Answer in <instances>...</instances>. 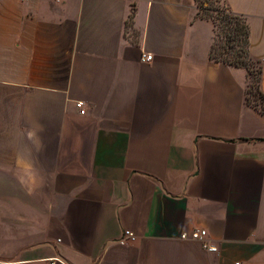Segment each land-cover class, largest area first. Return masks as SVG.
I'll list each match as a JSON object with an SVG mask.
<instances>
[{"label": "crops", "instance_id": "crops-1", "mask_svg": "<svg viewBox=\"0 0 264 264\" xmlns=\"http://www.w3.org/2000/svg\"><path fill=\"white\" fill-rule=\"evenodd\" d=\"M222 2L246 17L264 95V0ZM198 11L0 0V264H264V112L247 70L211 58ZM194 229L207 236L180 238Z\"/></svg>", "mask_w": 264, "mask_h": 264}, {"label": "trees", "instance_id": "trees-1", "mask_svg": "<svg viewBox=\"0 0 264 264\" xmlns=\"http://www.w3.org/2000/svg\"><path fill=\"white\" fill-rule=\"evenodd\" d=\"M225 10L220 12V16L216 19L221 20V24H215L223 30V36H225V44L221 47V50H217L218 43L217 38H214L213 45L210 49V56L216 61H221L234 66L244 67L247 70L248 76L252 77L253 71L249 66L253 63L257 64L256 75L253 76L256 81V90L259 97L264 100V95L259 90V80H260V65L259 62L253 59L249 53V27L246 21V17L241 14L231 12L225 5ZM200 10V9H199ZM199 13V11H198ZM205 17V16H202ZM207 18L211 17L206 16ZM213 18V23H214ZM214 24V25H215ZM217 36L219 32L217 31ZM220 47V46H219ZM251 87L249 80V88ZM249 88L247 89V95L249 93ZM247 102L252 106L258 108L260 111L264 112L256 104Z\"/></svg>", "mask_w": 264, "mask_h": 264}, {"label": "rangeland", "instance_id": "rangeland-1", "mask_svg": "<svg viewBox=\"0 0 264 264\" xmlns=\"http://www.w3.org/2000/svg\"><path fill=\"white\" fill-rule=\"evenodd\" d=\"M197 6L200 9L199 15L201 16H209L215 19L214 24H221L220 19H216L217 16L219 17L222 10H225L224 4L222 0H196ZM215 24V38H217L218 48L217 50H221V47L225 44V36H223V30ZM217 31L219 35L217 36ZM220 46V47H219ZM249 68L253 71L252 77L249 76L251 87L249 88V93L247 98L249 102L256 104L259 108L264 111V100H262L259 95L257 94L256 90V81L254 80L253 76L256 75L257 64L253 63L249 66Z\"/></svg>", "mask_w": 264, "mask_h": 264}, {"label": "clouds", "instance_id": "clouds-1", "mask_svg": "<svg viewBox=\"0 0 264 264\" xmlns=\"http://www.w3.org/2000/svg\"><path fill=\"white\" fill-rule=\"evenodd\" d=\"M42 126L34 127L26 132L27 140L31 141L37 150L42 146L41 132ZM20 172L18 178L21 184L29 187V190L40 187L44 183V176L36 167L32 159L31 151L26 150L19 156Z\"/></svg>", "mask_w": 264, "mask_h": 264}, {"label": "built area", "instance_id": "built-area-1", "mask_svg": "<svg viewBox=\"0 0 264 264\" xmlns=\"http://www.w3.org/2000/svg\"><path fill=\"white\" fill-rule=\"evenodd\" d=\"M144 60H151L152 56L151 55H144ZM77 106H80V103L77 104ZM84 110H80L81 113H83ZM207 236V231L205 229H194L190 232H182L180 234V238L182 239H186V238H190V239H195V240H199V239H203ZM135 239V234L129 230H124L122 235L119 237L118 242L121 244H124L128 241L134 240ZM207 249L210 251H215L216 247L215 246H207ZM65 264L63 260H61L58 257H54L52 258L50 264Z\"/></svg>", "mask_w": 264, "mask_h": 264}]
</instances>
